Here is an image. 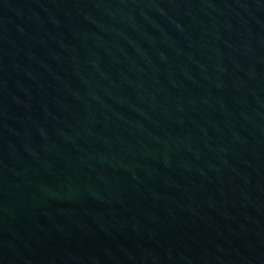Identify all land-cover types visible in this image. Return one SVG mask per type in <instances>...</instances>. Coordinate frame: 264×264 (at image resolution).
Instances as JSON below:
<instances>
[{
	"label": "water",
	"instance_id": "1",
	"mask_svg": "<svg viewBox=\"0 0 264 264\" xmlns=\"http://www.w3.org/2000/svg\"><path fill=\"white\" fill-rule=\"evenodd\" d=\"M0 264H264V0H0Z\"/></svg>",
	"mask_w": 264,
	"mask_h": 264
}]
</instances>
